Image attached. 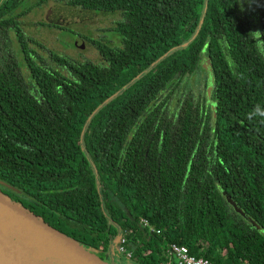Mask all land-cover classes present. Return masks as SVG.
I'll list each match as a JSON object with an SVG mask.
<instances>
[{
  "label": "trees",
  "instance_id": "trees-1",
  "mask_svg": "<svg viewBox=\"0 0 264 264\" xmlns=\"http://www.w3.org/2000/svg\"><path fill=\"white\" fill-rule=\"evenodd\" d=\"M46 2L0 0L6 191L103 253L126 234L131 257L112 251L126 264H167L170 244L213 264H264V0L255 23L240 0H68L119 14L118 45L93 42L102 64L51 51L55 67L19 22ZM201 66L208 95L170 110Z\"/></svg>",
  "mask_w": 264,
  "mask_h": 264
},
{
  "label": "rangeland",
  "instance_id": "rangeland-1",
  "mask_svg": "<svg viewBox=\"0 0 264 264\" xmlns=\"http://www.w3.org/2000/svg\"><path fill=\"white\" fill-rule=\"evenodd\" d=\"M67 1L47 0L45 4L35 7L19 20L24 35L41 45L37 47L29 43L30 48L53 67L55 65L51 62V51L74 62L102 64L101 56L93 42H109L112 46H117L118 40L111 36L110 30L116 22L121 21V16L84 12L79 8L67 6ZM255 1L240 0L241 13L247 22L255 23ZM52 25L56 27H51ZM206 70L197 69L189 81L179 86L177 94L168 104L170 110L178 109L179 101L190 93L198 100L202 97L200 95H208L206 88L210 78ZM21 75L32 92L34 86L24 68L21 69ZM99 253L113 264H126L114 253Z\"/></svg>",
  "mask_w": 264,
  "mask_h": 264
},
{
  "label": "water",
  "instance_id": "water-1",
  "mask_svg": "<svg viewBox=\"0 0 264 264\" xmlns=\"http://www.w3.org/2000/svg\"><path fill=\"white\" fill-rule=\"evenodd\" d=\"M0 264L113 263L0 189Z\"/></svg>",
  "mask_w": 264,
  "mask_h": 264
},
{
  "label": "built area",
  "instance_id": "built-area-1",
  "mask_svg": "<svg viewBox=\"0 0 264 264\" xmlns=\"http://www.w3.org/2000/svg\"><path fill=\"white\" fill-rule=\"evenodd\" d=\"M140 223L143 227L148 228L150 232H155L146 220L142 219ZM156 232L158 233V231ZM115 252L119 255H125L127 258L131 257V253L126 251V234H120L116 237ZM164 257L168 260L167 264H213L207 259L197 258L191 255L186 246L177 244H170L165 251Z\"/></svg>",
  "mask_w": 264,
  "mask_h": 264
},
{
  "label": "flooded vegetation",
  "instance_id": "flooded-vegetation-1",
  "mask_svg": "<svg viewBox=\"0 0 264 264\" xmlns=\"http://www.w3.org/2000/svg\"><path fill=\"white\" fill-rule=\"evenodd\" d=\"M5 188H6V187H3V186L0 187V189H2L4 192H6L8 195H10L11 197H13V198L16 199L17 201H19V202H21V203H22V201L25 202V197H24V196H22V195L16 193L15 191H9V192H8V191H6ZM46 219H47L49 222H51L52 224H54V225L56 226V223H54L52 220H50V219H48V218H46ZM58 228H60V227H58ZM60 229H62V228H60ZM62 230H63V229H62ZM116 237H117V236L112 237V245L110 246L109 254L112 253L113 249L116 247ZM99 254H100V253H99Z\"/></svg>",
  "mask_w": 264,
  "mask_h": 264
}]
</instances>
